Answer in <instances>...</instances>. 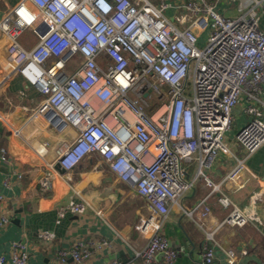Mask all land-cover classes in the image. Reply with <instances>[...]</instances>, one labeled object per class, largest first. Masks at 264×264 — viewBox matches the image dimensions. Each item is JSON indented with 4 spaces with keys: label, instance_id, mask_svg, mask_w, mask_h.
<instances>
[{
    "label": "built area",
    "instance_id": "built-area-1",
    "mask_svg": "<svg viewBox=\"0 0 264 264\" xmlns=\"http://www.w3.org/2000/svg\"><path fill=\"white\" fill-rule=\"evenodd\" d=\"M161 1L18 0L0 21V32L9 39L11 73L43 98L31 119L43 117L58 131H76L58 152L60 166L71 171L95 157L144 200L146 212L134 228L148 241L130 264L177 260L179 254L163 234L175 206L204 233L199 262L216 264L222 228L264 227V215L256 211L264 206V190L255 191L244 208L223 192L227 185L236 191L246 187L248 160L264 146V121L258 117L233 142L227 138L237 107L245 104L247 114H264V0H252L236 18L219 13L212 0ZM28 32L38 40L31 49L22 42ZM233 145L242 155L233 152ZM222 155L234 164L215 181L210 172ZM0 160L10 170L6 183L12 175L23 179L6 148ZM200 181L208 195L185 208L182 200ZM43 186L49 189L47 181ZM212 196L226 213L215 228L209 225ZM6 200L0 195V231L12 222ZM90 209L86 201H72L61 208L59 219ZM38 236L50 243L56 235L46 230ZM110 247L104 240L91 246L97 253ZM30 255L26 241H15L9 254L0 255V264H28ZM92 256L78 240L59 253L56 264L68 259L86 264ZM238 260L237 251H226V264Z\"/></svg>",
    "mask_w": 264,
    "mask_h": 264
},
{
    "label": "crops",
    "instance_id": "crops-1",
    "mask_svg": "<svg viewBox=\"0 0 264 264\" xmlns=\"http://www.w3.org/2000/svg\"><path fill=\"white\" fill-rule=\"evenodd\" d=\"M18 0H0V21L8 9ZM159 5L161 0H150ZM181 0H166L169 4ZM216 10L225 17L236 18L251 5L252 0H212ZM170 11V17L174 12ZM167 12V13H168ZM264 29V16L260 22ZM27 49L36 44L31 33L22 37ZM9 39L0 32V150L6 148L17 160L19 173L10 174L9 167L0 160V195L6 197L12 222L0 231V255H7L15 241H26L31 255L28 264H56L61 251H70L75 241H82L93 252L86 264H106L118 260L130 264L136 250L142 249L148 239L134 228L140 216L146 212L144 200L129 186L122 183L107 165L95 157L86 159L71 171L63 169L58 163V152L76 137V131L67 128L58 131L43 117L31 119L43 98L37 88L28 85L18 74H12L8 63L7 47ZM245 104L234 112L235 127L227 133L233 142L237 132L252 118L264 121V114L258 110L247 114ZM256 109V107H255ZM44 150V152H41ZM242 155L243 151L233 145V152ZM232 157L222 155L211 170L215 181H220L233 166ZM248 169L243 175L246 187L236 191L232 185L223 187V192L239 206L246 207L255 191L264 190V146L248 160ZM196 164L189 173L194 176ZM49 189L45 190L43 182ZM209 189L200 181L182 200L185 208L194 206L206 197ZM72 201H86L93 209L83 215L66 213L59 219V212ZM212 214L209 225L215 228L226 213L220 208L217 196L209 200ZM101 211L102 216L95 211ZM257 213L264 215V206L258 205ZM50 230L55 239L42 243L39 233ZM173 248L179 254L173 264H201L204 233L190 219L183 216L179 206H175L163 229ZM108 241L110 248L100 253L91 248L97 241ZM215 246L216 264H226V251L233 249L239 254L237 264H264V227L248 225L244 228H222L217 233ZM242 251L247 253L241 254ZM162 259L158 256L157 262ZM65 264H77L68 259ZM134 264H144L137 260Z\"/></svg>",
    "mask_w": 264,
    "mask_h": 264
},
{
    "label": "rangeland",
    "instance_id": "rangeland-1",
    "mask_svg": "<svg viewBox=\"0 0 264 264\" xmlns=\"http://www.w3.org/2000/svg\"><path fill=\"white\" fill-rule=\"evenodd\" d=\"M168 15H170V11L167 13ZM26 34H29V32L28 33H26ZM36 41H38V40H36ZM37 43V42H36Z\"/></svg>",
    "mask_w": 264,
    "mask_h": 264
}]
</instances>
